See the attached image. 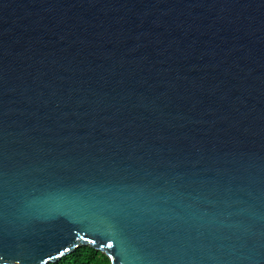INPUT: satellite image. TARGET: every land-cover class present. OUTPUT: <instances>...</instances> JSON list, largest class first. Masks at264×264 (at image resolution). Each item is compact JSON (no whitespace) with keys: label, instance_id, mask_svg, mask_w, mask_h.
<instances>
[{"label":"water","instance_id":"water-1","mask_svg":"<svg viewBox=\"0 0 264 264\" xmlns=\"http://www.w3.org/2000/svg\"><path fill=\"white\" fill-rule=\"evenodd\" d=\"M264 264V0H0V264Z\"/></svg>","mask_w":264,"mask_h":264},{"label":"trees","instance_id":"trees-1","mask_svg":"<svg viewBox=\"0 0 264 264\" xmlns=\"http://www.w3.org/2000/svg\"><path fill=\"white\" fill-rule=\"evenodd\" d=\"M47 264H111L109 258L94 248L81 246L57 262Z\"/></svg>","mask_w":264,"mask_h":264}]
</instances>
